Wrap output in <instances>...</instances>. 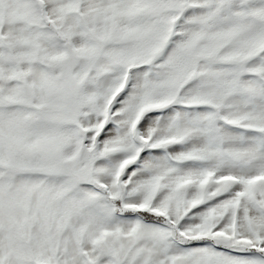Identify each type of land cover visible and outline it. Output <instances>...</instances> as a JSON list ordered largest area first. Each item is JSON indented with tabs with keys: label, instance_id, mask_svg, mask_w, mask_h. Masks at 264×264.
<instances>
[{
	"label": "snow or ice",
	"instance_id": "1",
	"mask_svg": "<svg viewBox=\"0 0 264 264\" xmlns=\"http://www.w3.org/2000/svg\"><path fill=\"white\" fill-rule=\"evenodd\" d=\"M0 264H264V0H0Z\"/></svg>",
	"mask_w": 264,
	"mask_h": 264
}]
</instances>
